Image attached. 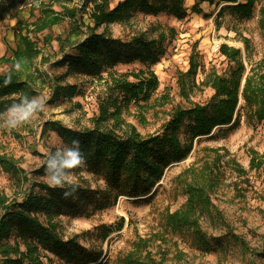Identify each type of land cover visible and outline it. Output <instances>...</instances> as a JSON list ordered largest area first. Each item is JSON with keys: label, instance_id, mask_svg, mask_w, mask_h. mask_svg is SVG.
<instances>
[{"label": "rangeland", "instance_id": "rangeland-1", "mask_svg": "<svg viewBox=\"0 0 264 264\" xmlns=\"http://www.w3.org/2000/svg\"><path fill=\"white\" fill-rule=\"evenodd\" d=\"M106 1L114 9L121 0ZM193 4L194 0H187L189 10L184 20L168 12L157 16L137 12L129 23L96 29L97 34L106 32L123 42L138 34L165 38L166 55L150 66L158 78V88L149 100L127 105L114 90L115 80L137 81L135 76L145 72L146 65L118 63L91 77L68 73L67 66L59 65L95 27L91 17L94 3L0 0V58L10 57L11 48H16L22 36L37 49V56L19 69L24 86L6 98L0 113L21 96H41L46 101L44 111L31 122L12 130L0 126V157L16 166V172L0 167V199L21 202L30 192L40 194L37 184L47 181L36 170L48 154L65 146L55 131L56 122L79 131L99 127L124 137L134 128L148 137L160 134L176 109L210 102L215 93L213 78H228L234 68V62L220 54L222 44L241 51L247 68L242 87L252 68L264 71V0L258 1L249 19L239 18L231 9L220 13L235 4H202L208 17L192 13ZM46 9L50 18L58 20L49 23ZM192 59L197 64L195 70ZM9 67L8 63L1 65L0 74ZM67 86H75L74 93L56 95L59 88ZM116 98L121 107L115 106ZM100 105L108 109V115L97 124ZM254 108L240 97L233 121L239 119L237 125L216 127L211 134L197 137L188 157L169 165L155 187L141 196H120L110 205L101 204L107 191L102 177L74 170V182L91 192L79 214L66 211L52 218L59 237L64 241L74 238L88 252L99 254L100 260L91 264H123V258L130 254L153 264H264V120L257 119ZM198 183L210 190L211 205L199 212L198 221L211 250L198 241L194 229L178 232L169 225V216L185 208L187 188ZM2 213L0 209V216ZM41 220L47 222L44 216ZM14 241L19 239L12 237L9 243ZM36 243V256L42 264H67L48 246ZM20 244L25 252L26 247ZM10 257L19 258L16 254ZM5 259L0 251V264H5Z\"/></svg>", "mask_w": 264, "mask_h": 264}, {"label": "trees", "instance_id": "trees-1", "mask_svg": "<svg viewBox=\"0 0 264 264\" xmlns=\"http://www.w3.org/2000/svg\"><path fill=\"white\" fill-rule=\"evenodd\" d=\"M53 1V0H51ZM89 0L94 3L92 21L95 25L88 37L73 47L74 52L65 54L59 65L67 66L68 73H79L87 76H98L107 69L113 68L118 63L140 62L147 66L145 72L136 75L137 81L131 82L126 78L115 80L114 90L122 97V102L129 105L131 102L149 100L159 86V81L150 66L157 64L166 55L164 47L165 38L150 39L145 34H138L129 41L123 42L113 38L109 33H96L102 25L126 24L131 21L134 14L141 12L157 16L168 12L178 20L188 16L187 0H121L114 9H110L106 0ZM259 0H194L191 7L192 13L205 14L202 4L217 7L222 3L235 4L222 8L220 13L231 9L239 18L249 19ZM49 9L44 10L48 22L57 21L58 18L49 15ZM264 22V8L261 9ZM248 47L247 40H244ZM35 44L27 37H20L16 48H11L10 57H1L0 66L9 64L7 72L0 74V109L5 105L6 98L24 86L21 82L20 70L15 68L17 61L20 67L26 61L37 56ZM220 54L234 62V68L228 78L215 76L211 85L215 90L210 102L206 105H195L190 109H176L160 134L143 137L133 131L127 136H120L114 131L104 130L99 127L94 129L73 130L60 123L54 124L55 131L65 145H71L73 139L80 141L81 151L84 153L86 165L78 171L87 172L102 177L107 186V191L102 194L101 204L110 205L112 199L118 200L120 196L137 197L150 192L162 179L165 169L175 162H180L191 153L194 140L199 136L212 133L216 127L230 125L236 116L240 97L249 106H254V115L258 120H264V71L258 72L252 68L246 75L244 86L242 81L247 72L242 61L239 49L222 44ZM192 70L197 69V64L191 60ZM10 78V83L5 85V80ZM75 86L59 88L56 95L61 93H74ZM27 93V91H26ZM118 104L117 98L114 100ZM108 109L100 105V116L97 124L105 121ZM119 111V108H116ZM235 123L233 125H237ZM185 129L182 138L181 131ZM45 162L36 170L37 175L45 176ZM0 167L7 172H16V166L11 160L0 157ZM199 184V183H198ZM40 194L30 192L21 202H7L6 198L0 199V251L6 256L5 264H42L38 253V243L49 247L60 259L67 264H91L100 260V255L88 252L76 239L62 240L55 230L52 218L63 212L77 215L91 190L79 185L73 198L64 199L63 192L66 188H51L47 184L38 183ZM209 186L204 184L190 185L187 188L189 196L185 208L169 216V225L175 231L194 229L198 241L207 250L212 246L200 230L199 212L211 205ZM89 199V197H88ZM46 217L43 222L41 217ZM12 237L19 239L11 245ZM36 240V241H35ZM22 243L26 251L20 250ZM221 245L220 242H215ZM11 254L19 258L13 259ZM123 264H153L149 260L139 259L137 254H130L123 258Z\"/></svg>", "mask_w": 264, "mask_h": 264}, {"label": "clouds", "instance_id": "clouds-1", "mask_svg": "<svg viewBox=\"0 0 264 264\" xmlns=\"http://www.w3.org/2000/svg\"><path fill=\"white\" fill-rule=\"evenodd\" d=\"M20 66V62L17 61L15 68L19 70ZM4 83L8 85L10 78L6 79ZM45 105L46 101L41 96H21L18 102L12 103L3 113H0V120L3 121L0 126L12 130L29 123L44 111ZM45 164L48 186L53 189L66 188L63 198H73L79 187L73 180L74 170L86 165L80 141L73 139L71 145H65L48 154Z\"/></svg>", "mask_w": 264, "mask_h": 264}]
</instances>
